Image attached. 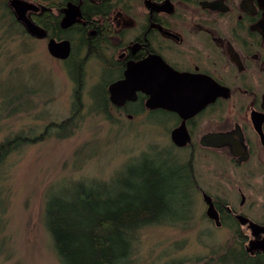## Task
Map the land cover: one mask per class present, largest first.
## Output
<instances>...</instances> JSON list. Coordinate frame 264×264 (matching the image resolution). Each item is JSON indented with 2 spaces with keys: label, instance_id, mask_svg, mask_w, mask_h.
<instances>
[{
  "label": "flooded vegetation",
  "instance_id": "af4514ba",
  "mask_svg": "<svg viewBox=\"0 0 264 264\" xmlns=\"http://www.w3.org/2000/svg\"><path fill=\"white\" fill-rule=\"evenodd\" d=\"M10 1L0 7L20 36L46 48L68 44L65 59L50 56L64 66L73 100L82 101L91 81L87 96L98 115L165 126L160 152L190 176L185 200L195 196V208L201 205L195 228L209 238L203 246L221 252L218 264H264V0H16L45 33L41 39L16 20ZM148 63L183 77L194 115L148 108L141 91L121 106L111 101V86L127 71L135 88L150 83ZM177 129L186 138L181 147L172 140ZM191 213L182 215L184 224ZM220 233L232 243L218 244Z\"/></svg>",
  "mask_w": 264,
  "mask_h": 264
},
{
  "label": "rangeland",
  "instance_id": "374dc122",
  "mask_svg": "<svg viewBox=\"0 0 264 264\" xmlns=\"http://www.w3.org/2000/svg\"><path fill=\"white\" fill-rule=\"evenodd\" d=\"M92 84H86L78 125L71 136L27 146L3 167L9 201L6 228L0 235V264H60L44 225L47 199L66 183L108 180L121 171L127 179L131 169L147 168L143 161L148 160L149 151L156 154L166 146L163 124L142 116L129 120L95 113L87 96ZM24 85L38 93L33 108L3 122L0 139L28 133L30 128L40 132L50 121L66 119L72 111L74 92L64 66L50 56L46 42L32 41L20 36L18 28H9L0 7V88L22 90ZM160 157L161 162H167L166 154ZM165 190L171 191V187L166 184ZM195 209L199 217L201 205L195 208L194 196L189 222L144 229L129 264H218L221 252L202 245L209 238L195 228ZM215 239L221 245H230L233 240L228 233Z\"/></svg>",
  "mask_w": 264,
  "mask_h": 264
},
{
  "label": "trees",
  "instance_id": "16d2710c",
  "mask_svg": "<svg viewBox=\"0 0 264 264\" xmlns=\"http://www.w3.org/2000/svg\"><path fill=\"white\" fill-rule=\"evenodd\" d=\"M3 11L9 28H17L9 11ZM36 94L25 85L22 90L14 86L0 88V132L3 122L32 110ZM80 111L76 95L66 119L50 121L40 132L30 128L28 133L0 139V235L6 228L9 201L6 176L1 174L3 167L27 146L71 136ZM148 154V160L143 161L147 168L131 169L127 179L121 171L108 180L66 183L47 199L44 225L60 264H129L144 229L183 221L182 215L191 211L192 205L191 200H185L188 187L184 186L190 176L181 171L174 157L167 155L163 163L162 152ZM132 179L134 183L129 184ZM166 184L171 191L165 190Z\"/></svg>",
  "mask_w": 264,
  "mask_h": 264
},
{
  "label": "water",
  "instance_id": "95a60500",
  "mask_svg": "<svg viewBox=\"0 0 264 264\" xmlns=\"http://www.w3.org/2000/svg\"><path fill=\"white\" fill-rule=\"evenodd\" d=\"M21 3L16 0L9 2V7L13 11L15 18L18 22H22L28 33L32 37L38 39L44 38L45 33L36 28L34 25L26 21L25 11L26 7H23ZM49 54L58 59H65L69 53V47L67 43L56 44L50 42L47 46ZM151 63L146 65V76L150 83H143L142 89L135 88L134 82L131 80L129 71L125 73V80L115 83L110 88L111 101L121 106L126 100H133L135 93L141 91L149 96L147 101L148 108H164L177 113L183 118L190 117L195 113L194 92L188 89L183 81V77H174L170 73L160 72L155 70L154 66L149 67ZM148 86V88H145ZM139 87V86H138ZM181 129H177L172 132V140L175 145L181 147L185 143V135Z\"/></svg>",
  "mask_w": 264,
  "mask_h": 264
},
{
  "label": "bare ground",
  "instance_id": "6f19581e",
  "mask_svg": "<svg viewBox=\"0 0 264 264\" xmlns=\"http://www.w3.org/2000/svg\"><path fill=\"white\" fill-rule=\"evenodd\" d=\"M152 226H157V225H152ZM149 227H151V226H149ZM149 227H148V228H149Z\"/></svg>",
  "mask_w": 264,
  "mask_h": 264
}]
</instances>
